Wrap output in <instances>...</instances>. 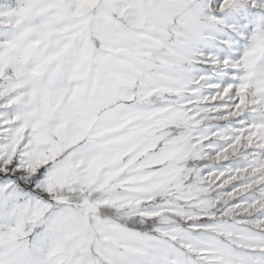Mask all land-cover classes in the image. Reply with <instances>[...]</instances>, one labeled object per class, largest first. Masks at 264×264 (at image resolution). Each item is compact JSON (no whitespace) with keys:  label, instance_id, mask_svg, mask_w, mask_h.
Returning <instances> with one entry per match:
<instances>
[{"label":"snow or ice","instance_id":"1","mask_svg":"<svg viewBox=\"0 0 264 264\" xmlns=\"http://www.w3.org/2000/svg\"><path fill=\"white\" fill-rule=\"evenodd\" d=\"M0 264H264V0H0Z\"/></svg>","mask_w":264,"mask_h":264}]
</instances>
